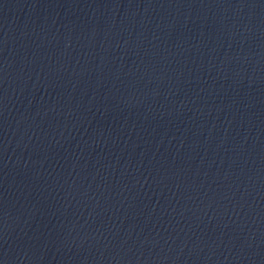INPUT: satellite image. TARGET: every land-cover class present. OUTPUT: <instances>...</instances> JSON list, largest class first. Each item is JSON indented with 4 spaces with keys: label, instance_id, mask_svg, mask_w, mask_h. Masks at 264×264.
I'll return each mask as SVG.
<instances>
[{
    "label": "water",
    "instance_id": "1",
    "mask_svg": "<svg viewBox=\"0 0 264 264\" xmlns=\"http://www.w3.org/2000/svg\"><path fill=\"white\" fill-rule=\"evenodd\" d=\"M0 264H264V0H0Z\"/></svg>",
    "mask_w": 264,
    "mask_h": 264
}]
</instances>
